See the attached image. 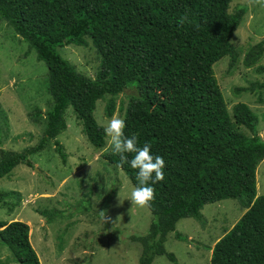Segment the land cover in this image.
<instances>
[{
    "label": "trees",
    "instance_id": "16d2710c",
    "mask_svg": "<svg viewBox=\"0 0 264 264\" xmlns=\"http://www.w3.org/2000/svg\"><path fill=\"white\" fill-rule=\"evenodd\" d=\"M231 1L0 0V21H7L46 66L50 95L38 142L21 151L0 150V179L19 164L32 167L30 156L51 139L65 161L56 136L66 128L69 107L89 143L102 148L106 135L93 114L96 102L109 95L104 113L111 117L115 97L125 92V135L135 134L140 147L149 143L152 154L163 156L166 163L164 180L152 185L155 199L147 207L148 227L128 232L140 245L138 264H152L157 256L176 264L175 255L165 248L168 235L194 243L176 229L179 220L193 218L204 228V205L228 198L246 210L216 241L209 264H264V194L256 195L264 135L258 134V116L246 103L237 102L228 111L213 69L226 56L233 69L243 51L231 39L248 7L238 4L230 12ZM184 14L189 22L181 24ZM88 39L99 57L94 78L78 72L59 51L69 44L87 46ZM263 53L264 38L244 51L241 62L253 67ZM249 90L235 89L236 95ZM33 120L39 121V115ZM126 155L130 161L135 153ZM102 158L137 186L138 170L129 163L121 166L111 146ZM12 193L0 191V202ZM0 242L20 264H41L27 223L0 220Z\"/></svg>",
    "mask_w": 264,
    "mask_h": 264
},
{
    "label": "rangeland",
    "instance_id": "374dc122",
    "mask_svg": "<svg viewBox=\"0 0 264 264\" xmlns=\"http://www.w3.org/2000/svg\"><path fill=\"white\" fill-rule=\"evenodd\" d=\"M238 4L248 7L231 42L243 51L239 63L231 69L228 56L213 64L215 76L228 111L237 102L246 103L258 116L257 132L264 135V53L258 64L246 68L244 51L264 38V0H232L229 11ZM62 56L83 75L94 78L99 57L88 39L87 46L69 44L59 49ZM260 65L263 70L256 67ZM46 66L35 51L5 20L0 21V150L21 151L35 145L42 136L50 95L46 89ZM250 87L247 92L235 91ZM110 96L96 102L94 117L106 126L113 117L123 118L126 93L115 97L111 117L104 113ZM3 112V113H2ZM39 115V121L33 117ZM66 128L56 139L66 154L62 161L53 143L30 156L32 167L17 165L0 179V191H13L0 202V220H21L29 227V240L41 264H138L140 245L128 232L146 230L151 219L147 207L132 204L134 188L126 174L102 158L105 145L95 148L87 140L72 108L64 113ZM249 134L247 129L240 127ZM261 162V163H260ZM256 175V195L264 194V158ZM246 209L228 198L204 205L203 227L193 218L179 220L176 229L194 243L175 239L170 233L165 242L176 264H209L212 248L241 217ZM106 213L105 219L100 212ZM208 247V248H205ZM0 264H20L6 245L0 242ZM152 264H174L157 256Z\"/></svg>",
    "mask_w": 264,
    "mask_h": 264
},
{
    "label": "clouds",
    "instance_id": "9594fccd",
    "mask_svg": "<svg viewBox=\"0 0 264 264\" xmlns=\"http://www.w3.org/2000/svg\"><path fill=\"white\" fill-rule=\"evenodd\" d=\"M187 22H189L187 14L182 15L179 23ZM126 127L124 118L113 117L104 126V133L109 138L113 153L120 156V165L129 163L133 169L138 170L136 176L138 184L132 189L128 200L140 207H148L155 199V189L152 185L165 178V159L163 156L153 155L151 145L147 142L142 147L138 146V137L135 134L125 135ZM127 153H135L130 161ZM150 181L151 183H149ZM100 215L105 219L106 213L104 211H101Z\"/></svg>",
    "mask_w": 264,
    "mask_h": 264
}]
</instances>
